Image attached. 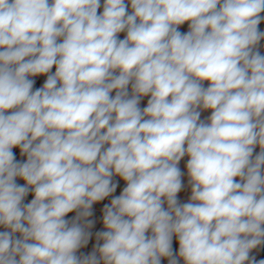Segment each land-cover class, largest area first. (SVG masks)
<instances>
[{
	"label": "clouds",
	"instance_id": "obj_1",
	"mask_svg": "<svg viewBox=\"0 0 264 264\" xmlns=\"http://www.w3.org/2000/svg\"><path fill=\"white\" fill-rule=\"evenodd\" d=\"M129 3L0 0V264H264V0Z\"/></svg>",
	"mask_w": 264,
	"mask_h": 264
},
{
	"label": "crops",
	"instance_id": "obj_2",
	"mask_svg": "<svg viewBox=\"0 0 264 264\" xmlns=\"http://www.w3.org/2000/svg\"><path fill=\"white\" fill-rule=\"evenodd\" d=\"M125 3L128 4V8H127L128 14H131L132 9H131L129 0H125ZM103 4H104V0H101L100 8L98 9V15L102 14V12H103ZM261 16H264V12L261 13ZM188 24H189V22H185L183 25L179 26L178 30L180 32H182V33L188 32L189 31ZM258 27H259L260 31H264V20L261 21V23H260V25ZM117 37H118V39H124L126 37V31L118 33ZM58 42H62V38H60V40ZM257 50H259L260 53L262 55H264V40L260 41L259 45L257 46ZM54 72H55V66L52 69V73H54ZM29 78L35 80V84H34V90H35V88L41 87L43 85V82L46 80L47 77H46V75H41V76L29 77ZM202 83H203L204 87L209 86V82L208 81H203ZM128 91H129V94L131 95V84L129 85ZM114 94H115V92L112 93V95H114ZM149 98H150V96L142 97L139 107H141V108L146 107L147 106V100ZM11 111H13V110H9V112H11ZM198 111H200V113H201L200 120H202V121H204L206 123H209L210 121H209L208 118L211 116V110L198 109ZM106 147H108V145H105V148ZM13 151L16 153L17 161L24 162L26 160V156H21L20 155L19 148H14ZM259 151H260L259 146H257L254 149L253 158L255 157V155L257 153H259ZM188 159H189V157L187 155H185V157H183L181 159V161L179 162V164H178V167L180 168V170H181V172L183 174L182 177H181L182 189L177 194V199H178L179 203H181V204L191 202L190 201L191 185L189 183V176H188L187 167H186ZM113 182H116L118 184L116 192L113 193V195H120V193L122 192L123 188L126 187V182H124L119 176H114L113 177ZM16 183L19 184V185H24L25 181H23L22 178H17L16 179ZM33 198H34V193H33V191L30 188L28 195L24 198V201L22 203L23 204H27ZM111 198L112 197L109 196L104 201L98 202V203L93 205V213H94V215L92 217H89V219H93L95 221V223H94V226L91 229H88V231H90L92 233V236L90 237L88 244L86 246H84L86 248V252H87V254H85V255H88L91 252H93L95 250V245L97 243H100V244L103 243L102 240L101 241H97L95 233L97 231L106 230L103 227V221H102L103 214H102L101 210H102L103 205L105 203H110ZM164 207L165 208L167 207L166 202H165ZM75 215H76V213L74 211L72 213H69L65 217V219L71 220L72 218L75 217ZM0 231H1V226H0ZM147 235H151V231L150 230L147 233ZM177 239L178 238L174 235L173 236V240H172V248H173V250H174L175 247L178 246V244H177L178 240ZM84 247H82V248L84 249ZM87 248H88V250H87ZM97 255H99V253H97ZM251 255H253V254L251 253ZM178 259H179V262H181L179 264H184V261H183L182 258H178ZM161 264H168L167 258H162Z\"/></svg>",
	"mask_w": 264,
	"mask_h": 264
},
{
	"label": "rangeland",
	"instance_id": "obj_3",
	"mask_svg": "<svg viewBox=\"0 0 264 264\" xmlns=\"http://www.w3.org/2000/svg\"><path fill=\"white\" fill-rule=\"evenodd\" d=\"M9 229H6V228H4L3 226H1V231H8ZM15 236L17 237V238H19L20 237V234L19 233H16L15 234ZM178 240V239H177ZM177 244H178V246L177 247H175L174 248V252H177L178 253V249H179V242H177ZM87 250H88V248H87ZM85 254H87V252H86V248L84 247V249L82 248H80L78 251H77V253H76V255L77 256H83V255H85ZM179 263H181V262H179Z\"/></svg>",
	"mask_w": 264,
	"mask_h": 264
},
{
	"label": "built area",
	"instance_id": "obj_4",
	"mask_svg": "<svg viewBox=\"0 0 264 264\" xmlns=\"http://www.w3.org/2000/svg\"><path fill=\"white\" fill-rule=\"evenodd\" d=\"M252 254L256 256L257 260L264 259V246H261L258 249H254L252 251Z\"/></svg>",
	"mask_w": 264,
	"mask_h": 264
},
{
	"label": "trees",
	"instance_id": "obj_5",
	"mask_svg": "<svg viewBox=\"0 0 264 264\" xmlns=\"http://www.w3.org/2000/svg\"><path fill=\"white\" fill-rule=\"evenodd\" d=\"M237 179V181L239 182V178H236Z\"/></svg>",
	"mask_w": 264,
	"mask_h": 264
}]
</instances>
